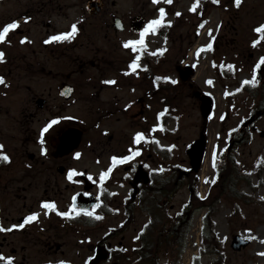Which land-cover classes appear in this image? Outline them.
Wrapping results in <instances>:
<instances>
[{
	"label": "flooded vegetation",
	"instance_id": "obj_1",
	"mask_svg": "<svg viewBox=\"0 0 264 264\" xmlns=\"http://www.w3.org/2000/svg\"><path fill=\"white\" fill-rule=\"evenodd\" d=\"M148 1L132 0L138 10L133 13L124 0H0V28L19 22L0 43V145L10 158L0 159V225H24L0 231V254L13 257V264H122L135 256L142 234L170 225L178 233L177 188L187 183L192 192L193 174L189 159L182 160L187 171L176 169L168 152L158 153L156 145H171L161 141L171 140L170 125L182 121L187 107L201 115L205 93L199 71H216L223 78L230 64L247 73L259 64L255 81L251 77L248 84L264 102V33L254 31L264 24L263 13L255 10L256 17L243 23L244 3L234 4L214 37L196 33L195 40L179 39L177 25L163 17L161 25L145 33L143 46L125 48L122 38L116 42L117 35L131 31L129 39L139 40L132 30L136 17L146 20L145 28L160 18V8H172L166 0ZM73 24L78 30L71 39L45 43ZM23 37L27 40L21 43ZM137 56L133 71L129 65ZM138 132L144 138L137 144ZM33 144L37 148L32 151ZM130 148L140 154L113 163L111 157L130 155ZM140 167L148 180L143 177L133 186ZM37 173L43 181L33 188ZM32 189L38 193L33 195ZM14 196L20 204L9 205L15 207L9 211L6 204ZM42 202L55 208L45 209ZM73 204L79 214H58ZM188 211L186 207V215ZM33 212L38 218L26 221Z\"/></svg>",
	"mask_w": 264,
	"mask_h": 264
},
{
	"label": "rangeland",
	"instance_id": "obj_2",
	"mask_svg": "<svg viewBox=\"0 0 264 264\" xmlns=\"http://www.w3.org/2000/svg\"><path fill=\"white\" fill-rule=\"evenodd\" d=\"M124 1L128 2L130 10H134L133 13L138 12L135 10L137 5L135 6L132 0ZM173 1L174 5L171 12L166 16L167 20L171 24L177 25L175 33L178 34L179 39L188 36L194 40L196 33L204 39L214 37L220 30L218 26L220 21L228 19L226 9L235 4L234 0H219L218 3L214 0H199L196 10L192 11V6L196 0ZM240 3H244L241 11L243 23L250 22L256 15L255 10L264 15V0H241ZM176 13H180V15ZM130 35H132L131 31L120 33L117 35L116 42L119 43L122 38L124 44ZM251 77L253 78V73H247L238 68L235 77L231 79L221 78L216 71L208 70V73L199 71L200 89L205 93L212 94L215 100V108L210 118L205 119V122L204 117L198 111L187 107L182 116V121L170 125L174 132L171 140L166 138V141H161V143L166 144L171 141V145L167 146L171 152V159L183 163L186 157V148L204 132L203 134L208 138V144L197 181L198 194L201 197L213 187L217 178V169L229 159H237L241 164L243 174L247 175L248 178L241 189L246 198L238 201L239 208L235 215H233L235 204L226 198H222L218 206L215 207L211 225L209 223L210 216H208L209 210L206 207L194 211L190 223L191 229L187 236L188 244L181 264H212L213 256L210 252H215L216 249L223 255L225 264H264V255L261 254L264 253V137L258 134L259 130L264 129V118L254 123L259 128L255 133L251 129L249 131L244 129L243 123L250 115V103L245 101L246 94L240 88ZM227 112L228 116L225 115ZM110 120L116 123L115 119ZM122 120V123L126 121L124 117ZM34 126L36 127V124ZM127 132L131 134L129 130ZM233 132H236L234 137L237 140L241 139V141L233 143L232 150L229 152L227 148ZM156 136H159L158 133ZM156 146L161 148L164 145L158 144ZM36 148L35 144L30 146L32 151ZM93 156H95L94 153ZM214 162L215 166H213ZM102 168V166L99 167L97 171L101 172ZM37 175L36 178L31 179L33 188L35 182L43 181L42 176L39 173ZM125 190L124 187L123 191ZM32 192L33 195L38 193L34 189ZM176 196V207L181 209L186 203L185 201L189 199L187 188L180 190ZM20 200V197L14 196L12 204H6L8 210L13 211L15 207L10 208L9 205L18 206ZM208 227L212 228L220 243L218 242L219 245L216 248H210L209 252L203 253L201 250L204 248L202 236ZM238 234L250 238L252 242L246 249L235 252L231 249V243L232 237ZM220 254L217 255L216 253L214 257H219Z\"/></svg>",
	"mask_w": 264,
	"mask_h": 264
},
{
	"label": "trees",
	"instance_id": "obj_3",
	"mask_svg": "<svg viewBox=\"0 0 264 264\" xmlns=\"http://www.w3.org/2000/svg\"><path fill=\"white\" fill-rule=\"evenodd\" d=\"M246 92L250 93L256 97V89H251L248 85L244 86ZM257 104V100L255 102ZM219 177L213 187L209 191V196L206 200H200L196 197L195 206L203 207L205 205L210 208V221L212 220V215L214 208L217 203L221 201L222 198H226L229 201H233L234 212L237 213L239 208L238 201L246 198L245 193L241 192L242 185L248 180L247 175L243 174L241 169V164L237 160L230 159L227 163L223 164V167L219 170ZM179 225V234H174V230L170 227V233L166 231H159L154 235L142 238V250L138 255L137 262L132 264H178L180 257H182L185 252V247L187 246L185 225ZM211 225V223H210ZM210 233L204 235L202 238L204 244L207 248H216L219 245V240L214 235L211 227H209ZM219 242V243H218ZM215 250V249H214ZM220 254V251L216 249ZM212 264H225L223 255L213 260Z\"/></svg>",
	"mask_w": 264,
	"mask_h": 264
},
{
	"label": "snow or ice",
	"instance_id": "obj_4",
	"mask_svg": "<svg viewBox=\"0 0 264 264\" xmlns=\"http://www.w3.org/2000/svg\"><path fill=\"white\" fill-rule=\"evenodd\" d=\"M153 2L156 3V2H158V0H153ZM166 2L171 3L172 0H166ZM214 2L218 3L219 0H214ZM234 2L236 4V6L238 7L240 2H241V0H234ZM198 3H199V0H196V3H194L193 6H192V9H191L192 11L196 10V7H197ZM159 12H160V18L159 19H153V20L149 21L147 23V27H145L142 31L139 32V37H140L139 40L129 39V40H127L124 43L123 46L125 48H128L129 46H131L133 51L137 50L136 49L137 45L143 46L145 33H147L149 30H152L154 28V26L161 25V23L163 21V17L165 15V10L163 8H160ZM176 14L180 15V13H176ZM27 19H30V18H26L25 22H27ZM168 23L170 24L171 22L168 21ZM17 27H19V22L18 21H11V22L5 24L2 28H0V43L5 42L6 39H7V34L10 31L16 29ZM77 30L78 29H77L76 24H73V25H71V30L70 31L62 33V34L52 35V36H50L48 38V40L45 41V43H49V42H52V41H62V40H65V39H71L76 34ZM254 31L257 32V33H264V24H261L260 26L256 27L254 29ZM26 40H27V37H23L21 39V43H24ZM258 42L259 41H253V45H256ZM207 47L211 48V45L209 44ZM3 57H4V53H3V51H0V60H2ZM139 59H140V57L137 56L134 60L131 61L129 67L133 71H135L136 67H138ZM260 61H261V63H264V57H261ZM256 68H259V64L256 65L254 70H253V81H255ZM125 74H128V73H125ZM157 79H160V78L158 77ZM164 79L168 80L170 78L164 77ZM171 82L173 84H175L177 81L172 80ZM0 83H4V78L3 77H0ZM105 83L112 84V83H115V81H105ZM244 83H250V81H245ZM56 122L57 121L54 119V120H52L49 123V125H46L45 128L42 129V131H41V136H43V133L48 130V127H50L51 124H55ZM142 138H144V133L138 132V133H136L134 135L133 142L138 144V143H140ZM41 143H43V140H41ZM2 149H3V145H0V159H2L5 162H8L10 160V158L7 156V154L3 153ZM42 151H44V150L42 149ZM129 151L131 153L130 155H124L122 157L113 156V157H111V160L113 161V163L117 162L118 160H119L120 163H124L126 161H129L133 156L140 154L139 150H133V149L130 148ZM76 155L79 156L80 154L77 153ZM213 166H215V162L213 163ZM110 171H111V169H108L107 172H102L101 175H100V180L103 181L105 176H107L108 172H110ZM160 171H163V169L161 168ZM67 178L69 180H72V172H69ZM89 179H91V176H89ZM73 200H75V196L73 197ZM97 206L98 205H96L94 207H97ZM42 207L45 208V209H54L55 208V204L54 203H48V202H42ZM80 211H83L86 215H89V216H93L94 215L93 212L88 211L86 209H80ZM73 213L79 214L77 212L75 204L70 206L68 211L58 212V214L60 216H62V217H70ZM38 215H39V213L33 212L26 218V221L34 220V219L38 218ZM95 218L96 219H100L101 217L97 215V216H95ZM23 226H24L23 224H19V225H15L14 224V225L11 226V228L5 229V228H3L2 225H0V231H10L13 228H17V227L22 228ZM261 254L264 255V253H261ZM13 260H14V258L11 257V256L5 257L3 254H0V261H3V264H13ZM58 264H65V262L61 261V262H58Z\"/></svg>",
	"mask_w": 264,
	"mask_h": 264
},
{
	"label": "water",
	"instance_id": "obj_5",
	"mask_svg": "<svg viewBox=\"0 0 264 264\" xmlns=\"http://www.w3.org/2000/svg\"><path fill=\"white\" fill-rule=\"evenodd\" d=\"M136 26L141 25L140 23L142 22H135ZM139 31V29H137ZM202 115L205 117H208V115L210 114L211 110H212V99L211 97H204L203 98V104H202ZM254 119H251L249 122H252ZM261 136H264V132L261 133ZM205 146H206V140L201 138L200 141H198L196 144H194L192 146V148L190 149V157H191V161H192V165H193V169L197 170L200 165H201V160L203 158V154L205 153ZM137 176L135 177V181L139 180L142 178V172H138L136 174ZM234 240L232 242V247L235 250H240L242 249V247H246L247 245H249L250 243V239H245L243 237H241L240 235L238 236H234L233 237Z\"/></svg>",
	"mask_w": 264,
	"mask_h": 264
}]
</instances>
